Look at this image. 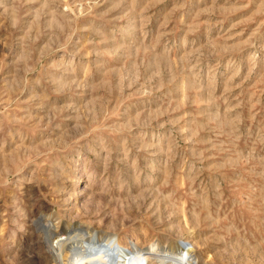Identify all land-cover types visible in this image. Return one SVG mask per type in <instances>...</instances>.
I'll return each instance as SVG.
<instances>
[{"label":"rangeland","instance_id":"rangeland-1","mask_svg":"<svg viewBox=\"0 0 264 264\" xmlns=\"http://www.w3.org/2000/svg\"><path fill=\"white\" fill-rule=\"evenodd\" d=\"M0 264H264V0H0Z\"/></svg>","mask_w":264,"mask_h":264}]
</instances>
